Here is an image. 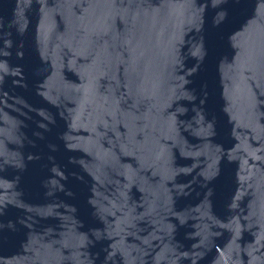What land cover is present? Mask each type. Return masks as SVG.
<instances>
[{
    "label": "water",
    "instance_id": "obj_1",
    "mask_svg": "<svg viewBox=\"0 0 264 264\" xmlns=\"http://www.w3.org/2000/svg\"><path fill=\"white\" fill-rule=\"evenodd\" d=\"M0 264H264V0H0Z\"/></svg>",
    "mask_w": 264,
    "mask_h": 264
}]
</instances>
